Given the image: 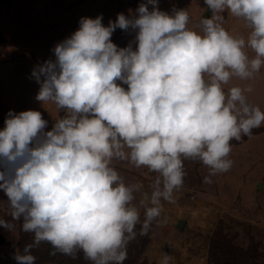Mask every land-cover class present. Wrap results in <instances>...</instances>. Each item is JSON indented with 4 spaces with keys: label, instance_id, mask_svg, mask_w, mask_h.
Segmentation results:
<instances>
[{
    "label": "clouds",
    "instance_id": "1",
    "mask_svg": "<svg viewBox=\"0 0 264 264\" xmlns=\"http://www.w3.org/2000/svg\"><path fill=\"white\" fill-rule=\"evenodd\" d=\"M205 4L212 14L199 19L198 31L188 27L186 9L165 12L158 0L107 26L102 16L82 17L52 49L55 59L34 67L36 100L66 115L45 131L40 111L9 110L0 130V190L12 219L34 234L15 253L17 264H35L31 249L41 242L53 247L50 255L75 259L82 251L92 264H123L137 225L146 235L161 201L174 202L184 160L202 162L210 184L232 166L231 141L264 124V111L245 95L250 86L225 91L234 77L253 79L264 66V0ZM225 12L245 23L246 38L223 27ZM117 28L135 32V48L112 42ZM114 160L157 173L151 194L126 184ZM0 227L15 225L0 219ZM169 259L165 253L161 264Z\"/></svg>",
    "mask_w": 264,
    "mask_h": 264
},
{
    "label": "rangeland",
    "instance_id": "2",
    "mask_svg": "<svg viewBox=\"0 0 264 264\" xmlns=\"http://www.w3.org/2000/svg\"><path fill=\"white\" fill-rule=\"evenodd\" d=\"M17 1L5 7L0 6L4 7L2 9L4 18H11L12 10L15 12L22 10L23 5ZM107 2L109 3L107 0H84L77 6L81 8L78 9V13H88L93 18L102 16V20L114 17V22L121 8L120 0L118 3H109L111 6ZM134 2L135 0L127 1L132 6L130 9H124L127 16L131 12L136 13ZM203 3L205 0L197 2L188 0L184 5L191 7V10L195 9V13L188 12L189 17L196 20L203 14L206 9V4ZM62 7L66 8L67 4H63ZM223 15L225 18L223 27L230 34L247 37L250 30L241 19L231 16L228 12ZM31 16H35L36 19L27 30L37 32L39 25L44 22H39L38 15L34 13H31ZM69 20L49 21L52 27L55 24L60 28L59 42L69 37L75 29L74 24H78L74 15ZM8 23L0 22V29H4L6 34V30L12 31L10 36L7 34L4 46L12 45L15 40L23 38L15 34L21 32L20 26H17V18H14L13 22L10 21L9 25ZM67 29L68 34L64 33ZM38 38V36L32 38L30 43L28 41L30 46L22 49V53L33 55L32 53L37 52L40 45ZM122 38L123 36L121 40ZM126 39L128 43L133 41L129 36H125ZM55 42L47 47L52 58L55 57L52 49L58 43ZM248 51L250 56L253 55L251 50ZM35 60L37 61V57ZM238 82V86L242 88L249 86L252 88L251 92L245 93L248 102L264 111V66L253 79H238ZM5 104L0 101V130L5 127L4 121L10 110ZM65 113L63 111L62 114ZM262 127L264 124L260 128ZM231 149L228 157L233 162L231 168L227 172L212 176L210 184L204 182L209 169L202 162L184 160V182L182 187L174 191V202L161 201V215L151 222L146 235L139 234L140 225H137V237L127 246V258L134 259L136 264H161L166 253L170 256L168 264H264V131H255L251 136H242L239 141H231ZM113 167L126 184L139 183L143 191L151 194L152 183L157 173L150 172L144 167L136 168L127 161L114 160ZM135 196L133 204L140 210L142 223L144 209L139 205L140 193H136ZM0 219L15 225L11 231L0 227V264H17L14 255L16 252L19 254V244L32 243L34 234L22 231V220L12 219L7 197L2 190ZM180 220L184 221L181 228L178 227ZM35 250L39 253L38 247L31 249V254L36 257L35 264H44ZM71 263L92 264L84 258L82 251L77 252L75 261Z\"/></svg>",
    "mask_w": 264,
    "mask_h": 264
},
{
    "label": "crops",
    "instance_id": "3",
    "mask_svg": "<svg viewBox=\"0 0 264 264\" xmlns=\"http://www.w3.org/2000/svg\"><path fill=\"white\" fill-rule=\"evenodd\" d=\"M15 1L16 0H11L10 5ZM75 1L76 0H18L17 2L23 5L22 10H20L19 12H15V10H12L11 18H4L3 15L5 14L4 12L2 13V9L5 7V5L8 6L9 4L0 3V6H4L3 8H0V22H2L3 24H7L9 22V25L10 21L13 22L14 18H17V26H20L21 32L18 31V33L15 34L18 36H23V38H19L20 40H15V43H13L12 45L7 44L6 46H4L7 34L10 36V32L12 31L6 30V34L4 29H0V37L2 38V40H0V101H3L4 104L6 103L5 105L9 106L8 109L12 110L14 113H19L24 110L40 111L42 117L48 122L45 131L51 130L55 121L59 118H62L64 115H66V113L62 114L63 111H58L55 105L51 102L41 104L40 101L36 100L35 97L39 91L40 85L32 77V70L38 64H42L44 61L52 58V54L47 50V47L52 43H56L55 41L59 42L58 37L61 35L60 28H57L55 24L54 27H52L49 24V21L51 19L59 20L60 22H62L63 19L64 21L69 20L71 19V16L74 15V18L78 22V24H74L75 31L78 29L79 21L82 17L93 18L88 13H78V9L81 8H78L77 6H79V4H81V2L84 0H80L78 3H75ZM107 1H109V3L111 4L119 2V0ZM127 1L128 0H120L119 2L121 4L119 13H123L125 16L127 15L125 14L124 9L132 8V6L127 3ZM193 1L197 2L199 0ZM124 2L126 3V5ZM186 2H188V0H158V7L160 10L169 13H171L173 9H186L187 12L190 11L191 13H195V9L191 10V7H189L188 5H184ZM109 3L107 2L108 5ZM141 3H146V0H135L133 5L134 8L137 9ZM63 4H67V7L63 8ZM204 4L205 3H203V5ZM148 7L151 10L152 6L148 5ZM205 8L207 9V5ZM205 8H203V10ZM206 9L204 10L203 14L196 18V20H193L190 17L188 24L189 28H193L197 31L199 30L198 28H196V24L198 23L197 20L202 17L209 18L212 14L210 10L206 15ZM31 13L38 15L39 22H44V24L39 25L40 27H38L37 32L34 30H31L33 32L28 31V26L34 24L33 22L36 19L34 18L35 16L30 17ZM132 15L138 14H133V12H131L129 16ZM110 20L113 21L114 17H109L105 20L103 19L102 24L104 26H107ZM11 28L13 29L12 26ZM68 32L69 30L67 29L64 33L68 34ZM37 36L39 37L38 40L40 44L37 52L32 53L33 55L22 53V49L30 46L28 44V41L30 43V40ZM113 36V43L116 44L117 41L118 47L127 46L128 42L127 39L125 40V36H129L131 40L133 39V48H135L134 31L130 30L126 32L117 28L113 32ZM122 36L123 38L121 40ZM15 44L17 45V47H15ZM36 57L37 61L35 60ZM53 59H55V57H53L52 60ZM238 83V78L234 77L229 82V85L225 86V91H227V89L231 86H238ZM121 86L127 88V85L121 84Z\"/></svg>",
    "mask_w": 264,
    "mask_h": 264
},
{
    "label": "trees",
    "instance_id": "4",
    "mask_svg": "<svg viewBox=\"0 0 264 264\" xmlns=\"http://www.w3.org/2000/svg\"><path fill=\"white\" fill-rule=\"evenodd\" d=\"M0 3L10 4L11 0H0ZM255 131H264V127L262 128L259 127V128L252 130V132H255ZM19 246H20L19 254H23V248L25 244L21 243L19 244ZM133 247H135V245H133ZM38 249H39V253H38V250H35V253H37V256L44 262V264H72L71 262L75 261L76 259L68 255L65 256L64 254H61L59 252H57L55 255H50V252H53L54 249L48 242H43L42 244H40L38 246ZM124 261L125 262H123V264H136L135 260L132 258L131 259L126 258ZM40 264H43V263H40Z\"/></svg>",
    "mask_w": 264,
    "mask_h": 264
},
{
    "label": "water",
    "instance_id": "5",
    "mask_svg": "<svg viewBox=\"0 0 264 264\" xmlns=\"http://www.w3.org/2000/svg\"><path fill=\"white\" fill-rule=\"evenodd\" d=\"M80 0H76L75 3H78ZM210 9L207 7L206 9V15L209 13ZM0 40H2V38L0 37ZM258 186H260V184H258ZM184 221L183 220H180L179 223H178V227L181 228L182 225H183Z\"/></svg>",
    "mask_w": 264,
    "mask_h": 264
}]
</instances>
